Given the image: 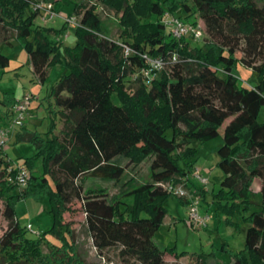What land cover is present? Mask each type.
Segmentation results:
<instances>
[{"label": "trees", "instance_id": "trees-1", "mask_svg": "<svg viewBox=\"0 0 264 264\" xmlns=\"http://www.w3.org/2000/svg\"><path fill=\"white\" fill-rule=\"evenodd\" d=\"M39 1L0 0V23L26 39L28 63L40 82L51 65L64 64L67 71L50 88L63 125L59 135L53 133L54 120L45 136L23 124L13 134L15 142L33 143L35 156L42 161L40 173L32 171V157L11 166L0 151V217L7 222L0 236V264H85L74 248L72 224L64 219L72 199L81 203L98 253L118 245L122 258L138 264H167L165 254L185 255L173 247L159 248L152 240L166 214L164 202L172 195L158 183L187 184L194 167L188 161L196 150L192 143L217 137L228 118L216 151L223 176L212 199L230 221L241 209H249L252 180L262 181L259 208L246 216L244 247L231 252L229 264H264V120H258L264 108V0H100L117 15L121 40L108 38L94 5L64 0L74 4L76 14L79 8L83 12L73 27L74 45L63 48L48 37L53 28L34 26L38 13L32 5ZM177 11L197 14L202 20L199 39H176L167 32L162 18ZM189 41L201 44L189 47ZM120 42L134 53L125 55ZM143 54L165 61L161 69L150 72L151 79L133 77L136 68L147 65ZM237 60L251 69L253 83L238 77ZM6 63L7 57L0 53V65ZM8 126L9 122L1 129ZM116 157L127 161L121 165ZM146 158H150V180L139 184L129 180L120 194L132 195L130 204L118 196L108 197L100 188L83 189L85 176L117 181L128 164ZM19 166L29 171L24 186L15 178ZM16 186L19 192L6 197ZM203 188L195 193L205 199ZM29 195L49 197L50 232L59 244L25 236L14 204ZM177 199L188 204L185 198ZM183 264H217V258L212 251L200 252Z\"/></svg>", "mask_w": 264, "mask_h": 264}, {"label": "rangeland", "instance_id": "rangeland-1", "mask_svg": "<svg viewBox=\"0 0 264 264\" xmlns=\"http://www.w3.org/2000/svg\"><path fill=\"white\" fill-rule=\"evenodd\" d=\"M38 1V0H37ZM41 2H44L40 0ZM39 1V2H40ZM77 3L87 7L94 5L96 12L105 26L106 34L111 40H121L119 37V27L117 23V15L109 9L102 6L100 0H75ZM53 5L55 13L58 17L51 20H43L41 16H36L34 26H45L54 29L48 34L50 40L63 48L64 46H73L76 40L73 25L64 23L61 17L74 16L77 20L83 8H79V13L74 12V4L71 1L54 0L50 2ZM171 14V13H170ZM173 15L181 16L188 23L197 22L203 27V22L198 18L197 14L186 16V13L177 11ZM189 39V37H186ZM28 39H31L28 38ZM26 39L17 38L15 31L0 23V53L7 57V63L0 65V129L7 126L8 120L11 117V112L6 116L8 110L13 106L8 103L20 100L23 95L28 94L29 104L24 114L23 127L32 131H38L44 135L48 129L51 120H54L55 128L53 133L59 135L63 125V120L56 113L57 107L54 104V99L50 95V88L57 82L59 77L67 70L63 63L58 62L51 65L48 69L47 77L43 82H40L33 74L28 63L27 51L24 47ZM201 42L189 41V47ZM236 57L242 56L241 51H236ZM235 63V70L238 77L242 80H247L250 84L253 83L250 78L251 69L241 64L239 61ZM112 99L115 103H119L118 98L113 95ZM230 118L226 119L224 124ZM258 120H264V108L260 110ZM219 129V134L215 138L207 139L201 142H193L192 146L196 148L195 153L188 159L193 162V171L187 174V191L190 199L197 197L198 211L202 216H206L205 225L191 224L188 219V204H182L177 196L170 195L164 202L166 214L162 224L154 232L152 240L159 248L173 247L176 252H185V255L174 257L170 254L164 255V260L167 264H183L194 259L195 253L214 252L217 258V264H229L233 251H238L244 247V235L247 228L246 216L259 208L261 202L260 186L262 181L254 178L251 182L248 199L250 201L249 209H241L229 220V217L222 209H218L213 195L219 189V181L223 174L217 167L218 155L217 149L222 145L223 126ZM182 128L184 126L180 124ZM21 127L15 128L17 132ZM21 130V129H20ZM13 134L15 135V133ZM10 135L5 138V143L0 146L2 154H6L7 161L10 160L11 166L22 164L27 157H32V171L35 173L41 172V158L35 156V147L33 143L21 141L15 142V136ZM115 161L124 165L127 161L124 158L116 157ZM150 158H146L139 164H128L122 177L117 181H105L98 178L85 176L82 179L83 189L100 188L106 192L108 197L118 196L124 203L130 204L133 197L130 194L120 195L128 186L129 180L139 184L150 180L149 175ZM181 165L183 163L181 162ZM199 170L207 181L203 185L206 191L205 199L198 195L196 189L202 186L198 180L194 178V173ZM48 182L53 186L52 179L47 174ZM20 190L16 186L10 190L6 197L10 194H16ZM120 195V196H119ZM185 198V199H186ZM186 199V200H188ZM189 202V201H188ZM120 204V209L123 210L125 205ZM3 204V199H0V206ZM15 216L19 225L24 228L25 236L36 239L42 238L51 243L59 244L60 241L50 232L52 224V215L50 212V202L48 196L37 198L29 195L25 198H20L14 204ZM66 222H70L73 227V244L78 253L79 258L85 264H138L131 258H122L118 251L119 246H112L98 253L93 247L91 238L86 229L85 216L79 200L72 199L67 206V211L64 213ZM7 222L3 217H0V236L6 229ZM223 243H226L225 250L221 249ZM41 249L44 253L47 252L45 242H41Z\"/></svg>", "mask_w": 264, "mask_h": 264}, {"label": "built area", "instance_id": "built-area-1", "mask_svg": "<svg viewBox=\"0 0 264 264\" xmlns=\"http://www.w3.org/2000/svg\"><path fill=\"white\" fill-rule=\"evenodd\" d=\"M32 9L37 11V16H41L43 20H51L55 17H58V15L55 13V10L53 8V5L50 2H35L32 5ZM61 20L63 23H68L70 25L76 26L78 25V20L74 16H66L61 17ZM162 22L164 23L167 32L174 38L179 39L184 36H191L194 39H199L203 32V27L200 24L193 25L188 22H184L181 18L170 14L165 13ZM121 43V42H120ZM123 51L125 55L133 54L134 50L125 44H122ZM143 57L145 58L146 66H142L140 68L135 69V73L133 77H136L137 75H141L144 78H150L151 71L152 70H159L161 69L165 61L160 56H147L146 54H143ZM172 60H175V57H172ZM151 79V78H150ZM149 79V80H150ZM29 95H25L20 100H17V102L13 105L11 108V117L9 118V128L8 129H0V146H3L5 143V138H8L10 135L13 134L15 128L20 127L23 123L24 114L26 112L27 106L29 104ZM18 184L20 186H24L26 184L27 179L29 178V171L23 167H18V173L15 177ZM194 178L198 180V182L203 186L206 184L207 179L201 175L199 170H196L194 173ZM161 185L164 189H166L168 192H170L172 195L180 197V198H186L189 194L187 191V184L186 182H179V183H172L171 181L167 182H161L158 183ZM188 199V198H186ZM188 219L191 224L195 225H205V221L207 219L206 216H202L199 214L198 211V198L192 197L188 199Z\"/></svg>", "mask_w": 264, "mask_h": 264}]
</instances>
